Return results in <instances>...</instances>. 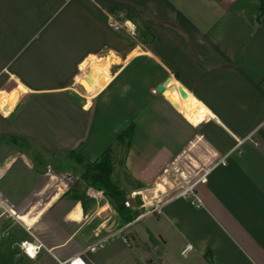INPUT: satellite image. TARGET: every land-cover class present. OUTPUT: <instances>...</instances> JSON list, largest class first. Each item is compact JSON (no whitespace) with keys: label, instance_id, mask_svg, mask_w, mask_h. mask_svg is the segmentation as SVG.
<instances>
[{"label":"crops","instance_id":"obj_1","mask_svg":"<svg viewBox=\"0 0 264 264\" xmlns=\"http://www.w3.org/2000/svg\"><path fill=\"white\" fill-rule=\"evenodd\" d=\"M112 20L130 23L134 35L115 32ZM167 82L168 95L158 94ZM263 122L264 0H0V194L29 211L14 214L36 226L47 248L38 261L58 264L120 225L116 212L94 223L107 211L101 204L83 214L76 200L59 214L73 184L41 204L33 197L46 191L47 157L62 142L54 138L65 128L72 145L61 152L94 162L133 124L126 168L143 196L153 197L167 168L192 150L225 164L196 187L200 208L167 201L133 222L148 223L132 239L147 251L161 248L157 264H178L175 252L193 264H264ZM137 134L142 152L133 145ZM11 137L46 159L39 157L46 169L19 206L4 185ZM140 202L144 212L151 207ZM74 240L80 249L61 260L55 252ZM16 253L17 263L35 261Z\"/></svg>","mask_w":264,"mask_h":264},{"label":"rangeland","instance_id":"obj_2","mask_svg":"<svg viewBox=\"0 0 264 264\" xmlns=\"http://www.w3.org/2000/svg\"><path fill=\"white\" fill-rule=\"evenodd\" d=\"M138 36H140L139 33ZM65 130L66 129L64 128L63 133L59 137L57 136L54 138L55 141L62 140V142L54 144L55 148L60 149L58 150L59 153L47 157V161L50 162V166L54 171L68 175L69 177L71 176L74 179L73 185H75L79 182L80 170L74 164L71 166L68 165V151L61 152L64 150V148H70L72 145L69 140H66L67 136L65 134ZM143 144L144 143L142 135L137 134L136 140H134L133 144L135 150L142 152ZM144 145H146V143ZM5 149L7 159L11 160V158H13V160H11L13 161V165L9 174L7 175V179L4 185L7 191L9 190L12 195V197H10L11 201L19 206L24 200H26L27 195L29 194V189L40 180V178L42 177V173L46 169V166L38 161V159H40L42 156L36 152L35 147L31 144H27L21 141L14 143L8 139L5 144ZM112 149L115 162L112 180L120 187L122 193L124 194L125 202L132 191L134 192L137 191V189L143 188L139 185V181L136 180V177L131 175L129 170L126 168V158L129 154L130 147L128 149H125V146H123L122 144H117L115 142L112 145ZM145 154L147 153L145 152ZM41 159L46 160L45 156H43ZM84 193L89 203L87 207L81 209L83 214L87 213L88 211H91L90 214H92L93 211H95L96 208L100 206V204L101 206L99 209H101L102 211L107 208V211L103 212L101 217H98L94 221L95 224L98 223L100 218L105 217L104 219H106L110 215L115 216L114 212L118 214L113 200L109 196H105L103 194V191L96 190L92 187H87L85 188ZM88 195L93 196L100 203H96V201L90 199ZM71 197L72 193L66 194L60 200L62 201L61 204L63 203V211L61 210V213L59 214L63 215V213L69 211L72 206L75 205V203L78 204L79 200H75V202H72ZM108 205H110L111 209ZM140 206L141 202L140 200H137L132 209H130L132 215L135 217L133 222H135L139 216L144 215L143 213H145L143 209L139 208ZM18 208L19 207H16V209ZM118 219L121 225H119L118 230H120L125 226V223L123 222V219L119 214ZM1 222L2 227L0 228V231L6 233V235L2 239H0V264H22L20 262H16V258L18 257V253H16V251L18 252L17 245L19 241L27 236V232L24 227H22V225L15 221L2 218ZM111 222L113 223L114 221L112 220ZM147 223L148 222L146 221L137 222L135 225H132L124 232L115 234L114 238L108 241L104 245L103 249H99L96 253H87L82 258L87 264H157V262L163 257L161 248L147 251L146 247L142 246L140 243H137V241H134L131 237V233L133 234L134 231H144V227L147 225ZM59 226L60 228H62L61 224H59ZM64 227L67 228L65 224ZM35 229L36 226L31 229V232L35 231ZM78 249H80L79 245L77 241L74 240L62 250L55 252V254L61 260H63L66 257L77 253ZM146 251L148 253H152V255H148ZM43 254L47 256L45 253ZM174 259H176V262L178 264L194 263L189 261L188 257H181L179 255V252H175ZM22 262H24V264H55V262L48 256L42 261L35 260L34 262H30L27 260H22Z\"/></svg>","mask_w":264,"mask_h":264},{"label":"built area","instance_id":"obj_3","mask_svg":"<svg viewBox=\"0 0 264 264\" xmlns=\"http://www.w3.org/2000/svg\"><path fill=\"white\" fill-rule=\"evenodd\" d=\"M129 25L130 23L128 22L124 25H121L114 20H112L111 22V28L115 32H125L128 35H134V31L130 28ZM262 126H264V122L262 123ZM191 152H193V154L189 153L187 158L182 157L180 161L178 160L174 162L170 167L167 168L165 174L163 175L165 179H162V182L155 187V193L153 197H149L148 195L143 196V193L132 192L125 200L124 206L127 209H132L135 202H137L139 198L140 200H146L148 202V205L151 207L147 209L143 214L149 215L158 211L163 203L167 201L173 199H184L197 208H200L201 202L197 196L196 187L206 181V177L211 170L225 164V157L221 158L211 153H208L207 156L204 157L203 155H198V153L194 152L193 150ZM193 158H196L198 160V163L201 165V167L199 168L201 170L199 172L192 162ZM73 181L74 179L71 176L69 177L68 175L59 173L57 171L49 170L46 174V191H43V188L41 191L34 193L33 197L36 198L41 204L51 193L56 195L59 192H63L66 190L68 191L69 189H71V184H73ZM142 207L143 205L139 208L141 209ZM14 210H17L24 214L29 212L24 208L16 209L14 205L10 204L9 201L0 194V228L2 227V218L15 221L22 225V227H24L27 234L29 235L30 239L21 241L18 244V249L20 250L22 256L30 260H36L43 251H47V248L33 235V233L31 232L32 228L26 227L20 222V220H18V218H16ZM132 224L133 223L127 224L120 230L116 228L111 231H107L105 234L99 236L95 241L88 244L81 253L74 255L64 261L57 260V263L87 264L82 258L84 255H86L87 253H96L99 249H103L104 245L108 241L112 240L115 234L124 232L125 230L130 228ZM5 235L6 233L0 231V239H2ZM192 248L193 247L191 245H187L183 250L182 255H185L187 252L191 251ZM29 249H31V251H29Z\"/></svg>","mask_w":264,"mask_h":264},{"label":"trees","instance_id":"obj_4","mask_svg":"<svg viewBox=\"0 0 264 264\" xmlns=\"http://www.w3.org/2000/svg\"><path fill=\"white\" fill-rule=\"evenodd\" d=\"M134 130L135 126L133 124L130 125L117 137L116 143L122 144L125 146V149H128ZM8 139L14 143L22 141L14 137ZM67 161L69 162V166L74 164L80 170L79 182L72 189V197L74 200H79L83 207H87L88 202L84 193L85 188L92 187L96 190L103 191L105 196H109L113 200L123 222L125 224L133 222L135 217L132 215L130 209L124 206V194L120 187L112 180L115 167L112 146L108 147L94 162L86 160L75 150L69 152Z\"/></svg>","mask_w":264,"mask_h":264},{"label":"water","instance_id":"obj_5","mask_svg":"<svg viewBox=\"0 0 264 264\" xmlns=\"http://www.w3.org/2000/svg\"><path fill=\"white\" fill-rule=\"evenodd\" d=\"M164 91H165V84H161V85H159V86L157 87V89H156V92H157L158 94H160V95H163V94H164ZM180 93H181V96H182L183 98H185V97L187 96V94H186L183 90H181Z\"/></svg>","mask_w":264,"mask_h":264},{"label":"bare ground","instance_id":"obj_6","mask_svg":"<svg viewBox=\"0 0 264 264\" xmlns=\"http://www.w3.org/2000/svg\"><path fill=\"white\" fill-rule=\"evenodd\" d=\"M88 83H89V82H88ZM167 84H168V82L165 84V86H166ZM181 90H183V89L181 88L180 91H181ZM165 91H166V88H165ZM165 91H164V94H163V95H164V96H167V95H168V92H165ZM183 91H184V90H183ZM186 97H187V96H186ZM186 97H185V98H186ZM182 98H183V97H182ZM185 98H184V99H185ZM12 104H13V101H11V102L8 104V106L11 107Z\"/></svg>","mask_w":264,"mask_h":264},{"label":"snow or ice","instance_id":"obj_7","mask_svg":"<svg viewBox=\"0 0 264 264\" xmlns=\"http://www.w3.org/2000/svg\"><path fill=\"white\" fill-rule=\"evenodd\" d=\"M29 251H31V249H29Z\"/></svg>","mask_w":264,"mask_h":264}]
</instances>
